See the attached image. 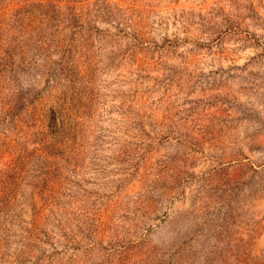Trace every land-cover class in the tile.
<instances>
[{
  "label": "rangeland",
  "instance_id": "rangeland-1",
  "mask_svg": "<svg viewBox=\"0 0 264 264\" xmlns=\"http://www.w3.org/2000/svg\"><path fill=\"white\" fill-rule=\"evenodd\" d=\"M0 264H264V0H0Z\"/></svg>",
  "mask_w": 264,
  "mask_h": 264
}]
</instances>
